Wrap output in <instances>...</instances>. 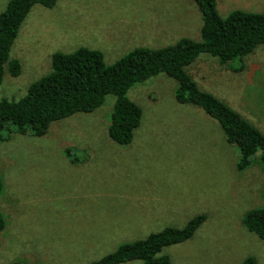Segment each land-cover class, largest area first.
Returning <instances> with one entry per match:
<instances>
[{
  "label": "rangeland",
  "instance_id": "374dc122",
  "mask_svg": "<svg viewBox=\"0 0 264 264\" xmlns=\"http://www.w3.org/2000/svg\"><path fill=\"white\" fill-rule=\"evenodd\" d=\"M10 0H0V13ZM232 11L264 13V0H216ZM194 0H56L34 5L10 52L0 100H19L51 72L54 53L88 48L112 65L138 48L200 40ZM242 68L200 55L186 70L199 88L227 104L264 134V45ZM165 74L135 84L128 98L142 111L127 145L108 126L115 98L91 113L52 122L43 136L13 132L0 141V264H90L119 245L205 217L194 236L165 247L169 264H264V242L243 218L264 207V173L253 162L237 169L240 152L201 108L176 100ZM124 264H143L131 261Z\"/></svg>",
  "mask_w": 264,
  "mask_h": 264
},
{
  "label": "trees",
  "instance_id": "16d2710c",
  "mask_svg": "<svg viewBox=\"0 0 264 264\" xmlns=\"http://www.w3.org/2000/svg\"><path fill=\"white\" fill-rule=\"evenodd\" d=\"M55 2L10 0L0 13V85L6 68L12 75L20 71L18 61L10 59V52L32 7L38 4L50 8ZM194 3L202 19L199 41L183 38L158 49L138 48L112 65L104 63L101 52L88 48L68 54L54 53L51 72L32 83L24 97L0 100V141L8 139L13 132L43 136L52 122L78 113H91L112 95L115 103L107 132L116 144L127 145L142 118L141 109L128 98V91L135 84L165 74L177 82L176 100L201 108L219 123L227 143L238 147L237 169L244 170L255 161L264 173V134L223 101L201 90L186 70L203 54L217 59L221 65H231L233 71L241 70L242 59L264 45V13L236 10L222 18L216 0H194ZM204 220L203 215L196 216L183 228L168 227L143 240L119 245L90 264L131 261L169 264L166 255L158 254L165 247L190 240ZM243 222L250 233L264 242V207L247 211ZM4 228L0 213V233ZM241 264H256V260L247 257Z\"/></svg>",
  "mask_w": 264,
  "mask_h": 264
}]
</instances>
